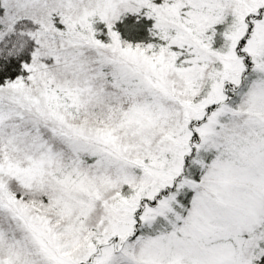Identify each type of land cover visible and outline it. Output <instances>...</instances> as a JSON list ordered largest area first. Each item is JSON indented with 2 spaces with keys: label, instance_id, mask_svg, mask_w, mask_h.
Returning a JSON list of instances; mask_svg holds the SVG:
<instances>
[{
  "label": "snow or ice",
  "instance_id": "1",
  "mask_svg": "<svg viewBox=\"0 0 264 264\" xmlns=\"http://www.w3.org/2000/svg\"><path fill=\"white\" fill-rule=\"evenodd\" d=\"M0 264H264V0H0Z\"/></svg>",
  "mask_w": 264,
  "mask_h": 264
}]
</instances>
